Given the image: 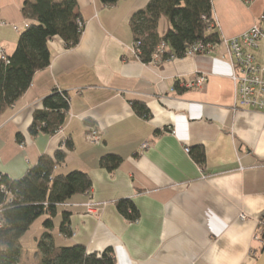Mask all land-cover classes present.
<instances>
[{
	"label": "crops",
	"instance_id": "0c3cea01",
	"mask_svg": "<svg viewBox=\"0 0 264 264\" xmlns=\"http://www.w3.org/2000/svg\"><path fill=\"white\" fill-rule=\"evenodd\" d=\"M24 1L0 0V47L7 56L25 29ZM211 1L226 43L206 54L143 63L133 51L130 20L149 0L112 6L76 0L84 21L79 43L68 49L60 37L50 38L49 66L0 115V175L20 179L40 156L69 141L56 174L87 173L90 198L108 202L93 215L81 206L87 196H73L67 203L74 206L65 208L72 235L59 232L58 211L50 232L55 246L81 244L88 253L111 248L116 264H255L264 227V113L235 107L228 42L262 26L264 0ZM168 29L162 16L159 36ZM199 74L207 75L202 86L181 85ZM54 88L70 98L62 131L32 136L33 112ZM133 100L146 105L149 117L135 113ZM91 127L101 133L98 143L85 140ZM197 145L205 150L204 167L186 150ZM106 154L122 158L112 172L99 167ZM120 200L133 204L137 220L120 212ZM43 219L20 239L15 264L39 263Z\"/></svg>",
	"mask_w": 264,
	"mask_h": 264
},
{
	"label": "trees",
	"instance_id": "16d2710c",
	"mask_svg": "<svg viewBox=\"0 0 264 264\" xmlns=\"http://www.w3.org/2000/svg\"><path fill=\"white\" fill-rule=\"evenodd\" d=\"M112 6L118 0H100ZM250 1V0H249ZM76 0H25L22 14L28 27L21 32L15 50L7 56V62L0 60V115L23 96L31 85L34 74L49 66L51 52L48 40L60 37L65 47L76 46L84 29V21L76 12ZM162 16L168 18L169 29L163 36L158 34ZM79 21H83L80 26ZM262 25L264 26V11ZM130 26L134 42H139L138 58L149 63L156 48L163 43L161 60L183 57L198 42L216 46L222 42L213 16L211 0H149L147 5L133 13ZM131 106L140 117H149V110L140 101L133 100ZM70 110L69 94L54 88L41 101V107L33 112L28 128L32 136L39 133L53 135L62 129ZM21 142L22 135H16ZM66 147L72 145L66 141ZM190 156L201 167L205 165V150L197 145L188 148ZM66 153L58 149L52 156L42 155L20 179H10L0 175V184L11 192V202L6 194L0 193V264H15L20 255V239L40 217L43 232L38 240L40 260L38 264H116L111 248L102 252L88 253L85 246H55L51 231L54 218L61 215L59 232L69 237L70 212L61 208L73 196L91 195L92 180L87 173L72 171L66 175L56 174L64 164ZM122 158L116 154H106L99 159V167L107 171L116 170ZM120 212L131 221L137 220V210L128 200L117 202ZM264 246V227L261 228Z\"/></svg>",
	"mask_w": 264,
	"mask_h": 264
},
{
	"label": "built area",
	"instance_id": "2783aa9c",
	"mask_svg": "<svg viewBox=\"0 0 264 264\" xmlns=\"http://www.w3.org/2000/svg\"><path fill=\"white\" fill-rule=\"evenodd\" d=\"M262 19L263 15L261 21ZM82 23L83 21H79L80 26H82ZM24 26L27 28L29 25L25 22ZM223 42L226 43V41ZM228 44L232 81L235 85V107L237 109H251L264 113V26L253 25L240 35L231 38ZM213 47L214 46L210 44L198 42L187 51L186 55L206 54L209 53ZM133 51L138 58L140 51L139 42H134ZM163 52L164 44L161 43L152 55L151 62H159ZM0 58L7 62V55L2 47H0ZM206 79V74H199L192 81L182 83L181 85L189 89L200 87ZM61 131L62 129L58 132ZM172 133L174 132L172 131ZM85 137L88 142L98 143L101 140V133L98 129L91 127L85 133ZM62 143L61 149H64L66 141ZM147 146V143H144L142 148H146ZM186 150L188 151V149ZM0 193L6 194V196L9 197V202H11V192L8 191L3 184H0ZM90 197L91 195H88L86 202L81 204V206L86 213L98 215L101 208L105 207L108 202H96ZM72 206L74 205L69 203L62 205L64 208ZM2 210L0 206V213ZM240 218L243 219L244 215L241 214Z\"/></svg>",
	"mask_w": 264,
	"mask_h": 264
},
{
	"label": "water",
	"instance_id": "95a60500",
	"mask_svg": "<svg viewBox=\"0 0 264 264\" xmlns=\"http://www.w3.org/2000/svg\"><path fill=\"white\" fill-rule=\"evenodd\" d=\"M255 264H264V246L261 250L260 256L256 260Z\"/></svg>",
	"mask_w": 264,
	"mask_h": 264
},
{
	"label": "rangeland",
	"instance_id": "374dc122",
	"mask_svg": "<svg viewBox=\"0 0 264 264\" xmlns=\"http://www.w3.org/2000/svg\"><path fill=\"white\" fill-rule=\"evenodd\" d=\"M85 140H86V137H85ZM87 141V140H86ZM88 142V141H87ZM89 143H91V142H89ZM53 231H54V229H53ZM33 233V232H32Z\"/></svg>",
	"mask_w": 264,
	"mask_h": 264
}]
</instances>
